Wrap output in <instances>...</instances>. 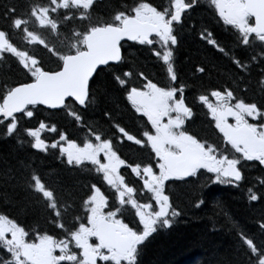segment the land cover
Returning a JSON list of instances; mask_svg holds the SVG:
<instances>
[{"label":"snow or ice","instance_id":"1","mask_svg":"<svg viewBox=\"0 0 264 264\" xmlns=\"http://www.w3.org/2000/svg\"><path fill=\"white\" fill-rule=\"evenodd\" d=\"M96 3L47 0L30 4L28 19L15 18V6L7 7L3 14L9 28L23 26L27 41L42 46L55 64L52 67L43 56L18 47L9 31L0 29V61L10 53L25 73L24 80L0 86L3 135H17L28 119L38 116V106L66 112L79 130H86L79 142L55 123L38 119V126L23 128L33 138L31 147L43 152L58 149L67 165L102 174L100 179L114 192L106 194L96 183L79 182L86 191L77 195L78 188H66L59 179L50 181L21 162L27 174L20 179L36 197L49 228L40 227L38 221L28 225L0 212V264H139L143 242L181 214L169 182L200 189L198 201L203 205L204 187L246 183L249 162H258L264 173V88L261 98L253 100L241 95L246 89L236 84L237 80L243 82L244 74H250L255 64L264 65V0H210L219 19L234 29L233 42L222 44L206 27L198 35L235 66L232 84L236 86L221 84L208 89L201 85L191 100L186 92L194 85L180 76L172 46L179 44L177 29L199 0H169L167 7L134 0L133 5L113 9L106 19L93 18ZM30 20L54 34V40L62 38L63 47L30 31ZM127 41L150 46L149 51L163 62V82L127 62L125 53L131 55L125 48ZM113 65L121 70L119 75L112 74L113 80L130 102L133 115L146 118L139 125L136 119L130 125L121 124L118 121L123 118L108 111L105 115L115 132L99 130L97 122L85 118L104 90L101 71ZM205 72V67L197 66L193 76ZM261 76L264 85V67ZM198 110L211 118L201 127L210 129L216 138L196 126ZM42 130L55 133L58 139L49 142L42 138ZM125 145L131 162L122 151ZM122 170L142 180L141 187L150 193L151 202L136 198L137 188L130 186ZM246 190L249 203L260 205L259 230L251 233L233 222L242 249L240 264H264V180L259 188ZM126 206L138 220L126 222Z\"/></svg>","mask_w":264,"mask_h":264},{"label":"trees","instance_id":"2","mask_svg":"<svg viewBox=\"0 0 264 264\" xmlns=\"http://www.w3.org/2000/svg\"><path fill=\"white\" fill-rule=\"evenodd\" d=\"M152 1L156 4V0H149V2ZM33 2L46 3L47 0H0V29L9 31L10 39L15 45L38 56H43L50 66L55 67L54 62L48 59V53L42 49V46L27 41L23 26L21 29L9 28V21L3 18L6 8L15 6L17 9L15 18L28 19V8ZM133 4L134 0H97L93 18L106 19L113 9ZM160 4L165 6L164 0H158L156 5ZM189 13H187L183 26L177 29L179 44L172 46L175 49V67L179 70L180 76L189 84L194 85L186 92V95L191 100L194 94L198 95L197 89L201 85L208 89L221 84L235 87L236 85L232 84V80L235 79L233 74L237 73L235 66L226 57L217 53L212 46L202 41L198 35V32L206 27L220 39L222 44L231 45L234 29L219 19L218 13L208 0L199 1V5L194 6ZM27 26L30 31L37 32L46 40L55 42L58 47H63L62 38L54 40V34L39 26L34 20H30ZM62 31L66 32L64 29ZM149 47L139 45L138 42H127L125 48L128 53H131V55L125 53L127 62L134 63L146 74L150 73L163 82L165 78L163 62L157 60L149 51ZM237 52L239 53V50ZM197 66L205 67L206 72L193 76ZM261 67L264 65L255 64L251 68L250 74H244L243 82L236 81L241 89H246V92L241 95H246L253 100L261 98V90L264 88V85L260 83L262 79ZM128 70L130 68L123 69V71ZM120 72L121 70L115 65L105 67L101 71L99 81L104 86V90L98 93L97 104L90 107L85 114L87 121L97 122L99 130L115 132V129L110 127L105 115L108 111H113L122 117L123 119L118 121L121 124L128 123L130 125L132 119H136L138 125L144 122L140 118L141 115H133L134 110L131 109L130 102L120 91L118 83L113 80L112 74L119 75ZM24 79L25 73L21 70V66H18L16 58L10 53H5L3 60L0 61V86ZM133 81L137 84L140 83L135 76ZM38 107V116L28 119L23 124V128L38 126L37 120L40 119L48 124L55 123L59 130L67 132L71 138H76L78 142L79 138L83 137L86 130H79L80 126L66 112L49 110L43 106ZM196 118L200 119L199 122L196 121L199 130L207 131L208 134H211L210 137L213 135L212 138H216L210 129L201 127V125L208 124V119L204 116L203 111L198 110ZM23 128L17 135L5 137L3 128L0 127V212L10 213L11 217L28 225L38 221L40 227L49 228V225L42 219L41 206L35 203L36 197L20 179L27 174L21 162L23 165H30L31 168L37 169L50 181L59 179L66 188H78L77 195H83V192L86 191V188L80 187L79 182L96 183L106 194L114 192L106 186L94 170L89 173L81 170L80 166L67 165L65 157L59 153L58 149H49L48 152H43L31 147L34 142L33 138L29 137ZM42 138L51 142L58 137L55 133L44 132ZM122 151L131 162L129 147L125 145ZM132 152L139 155L136 149H132ZM129 175L130 173L128 182L137 189L141 188L142 183L132 181ZM246 176L247 182L241 183L239 187L234 184H210L204 187L203 196L200 197L205 200L203 205H200L198 201L200 189L179 182H169L168 188L175 190L176 202L179 204L177 211H180L181 214L172 224L158 228L157 232L143 242L141 254L138 257L139 264H240L242 249L233 222L248 232L258 233L257 220L260 215V205L256 202L249 203L246 190L253 186L259 188L260 180H264V173L258 167V162L248 163ZM202 182L200 181V183ZM138 195L140 197L141 194ZM145 197L141 196L139 200H143L142 198ZM77 214H82V212ZM126 215L128 217L126 222L137 220L134 210L131 208H128ZM49 234L52 232L49 231Z\"/></svg>","mask_w":264,"mask_h":264},{"label":"rangeland","instance_id":"3","mask_svg":"<svg viewBox=\"0 0 264 264\" xmlns=\"http://www.w3.org/2000/svg\"><path fill=\"white\" fill-rule=\"evenodd\" d=\"M164 5H165V7H167L168 5H169V0H164ZM159 48V45H157V49ZM139 115H141V114H139ZM143 120H144V118H142ZM209 119H211L210 117L208 118V120ZM229 122L230 123H234V120L232 119V118H229ZM249 122H254L253 120H252V118H249ZM44 132H49V131H47V130H42V133H41V135L44 133ZM222 135V134H221ZM58 139V138H57ZM65 159H66V157H65ZM98 174V173H97ZM121 174H123V175H125L126 176V181H128L127 179H128V174H129V171H127V170H122V172H121ZM100 177L102 176V174H98ZM133 177H134V175H133ZM134 179V181H136V180H140L139 178L137 179V178H133ZM141 182H142V180H141ZM105 184H106V182H105ZM130 186H131V184H130ZM148 193V192H147ZM148 195H150V193H148ZM143 197V196H146V194H143V195H140V197ZM139 197V198H140ZM139 198H137L138 200H139ZM145 198H148V197H145ZM140 202L141 203H147V202H143V200H140ZM127 208H130V206H126ZM154 207H155V205H154ZM133 210V209H132ZM137 220H138V217L136 218ZM176 218H174V220H175ZM92 242H96L95 241V238H93V241ZM98 264H104V262L103 261H98Z\"/></svg>","mask_w":264,"mask_h":264},{"label":"flooded vegetation","instance_id":"4","mask_svg":"<svg viewBox=\"0 0 264 264\" xmlns=\"http://www.w3.org/2000/svg\"><path fill=\"white\" fill-rule=\"evenodd\" d=\"M180 42V41H179ZM158 60V59H157ZM139 115V114H138ZM140 116V115H139ZM140 118H144V117H141L140 116ZM209 117H207L206 119H208ZM197 120L196 121H198L199 122V120L200 119H198V118H196ZM210 120V119H209ZM144 121H146V118H144ZM138 125V124H137ZM88 163V165L91 167V164H90V162H87ZM129 178H132V181L134 180L133 178V176H132V174H130L129 175ZM138 179V178H137ZM136 182H140V183H142L141 182V180H136ZM132 186V185H131ZM114 191V190H113ZM138 194H141V195H143V194H146V197H148V198H142L143 199V202H151V200H150V195H148V193H147V191L146 190H144V189H142V187L141 188H139V189H137V193L135 194L136 195V198H138L139 197V195Z\"/></svg>","mask_w":264,"mask_h":264},{"label":"bare ground","instance_id":"5","mask_svg":"<svg viewBox=\"0 0 264 264\" xmlns=\"http://www.w3.org/2000/svg\"><path fill=\"white\" fill-rule=\"evenodd\" d=\"M157 1H158V0H156V2H155L156 4H157ZM152 2L154 3V1H152ZM160 3H161V2H160ZM200 4H201V3H200ZM160 5H161V4H160ZM195 9H197V8H195ZM195 9H194V10H195ZM192 12H193V11H192ZM189 14H190V13H189ZM179 30H180V29H179ZM175 62H176V61H175ZM208 135H211V134H208ZM212 136H213V135H212ZM212 136H211V137H212ZM126 153H127V152H126ZM126 153H125V154H126ZM257 176H258V175H257Z\"/></svg>","mask_w":264,"mask_h":264},{"label":"water","instance_id":"6","mask_svg":"<svg viewBox=\"0 0 264 264\" xmlns=\"http://www.w3.org/2000/svg\"><path fill=\"white\" fill-rule=\"evenodd\" d=\"M253 19H254V18H253ZM127 42H133V41H127ZM42 106H43V105H42ZM43 107L49 109L48 106H43ZM49 110H55V109H49Z\"/></svg>","mask_w":264,"mask_h":264}]
</instances>
